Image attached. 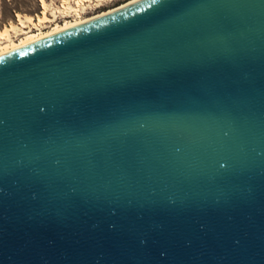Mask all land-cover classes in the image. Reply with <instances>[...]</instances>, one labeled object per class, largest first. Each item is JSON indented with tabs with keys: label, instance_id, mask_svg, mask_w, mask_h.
<instances>
[{
	"label": "water",
	"instance_id": "1",
	"mask_svg": "<svg viewBox=\"0 0 264 264\" xmlns=\"http://www.w3.org/2000/svg\"><path fill=\"white\" fill-rule=\"evenodd\" d=\"M0 264H264V0H138L0 55Z\"/></svg>",
	"mask_w": 264,
	"mask_h": 264
},
{
	"label": "rangeland",
	"instance_id": "2",
	"mask_svg": "<svg viewBox=\"0 0 264 264\" xmlns=\"http://www.w3.org/2000/svg\"><path fill=\"white\" fill-rule=\"evenodd\" d=\"M127 1L129 0H44V10L40 0H0V30L4 25L15 24L18 29L11 31V36L16 39L22 36L19 32L29 30V26H32L24 16H31L36 22L37 16H42L44 11L46 17L52 21L43 22L39 27L40 30L48 31L54 23L63 24L64 21L76 19L78 16L90 17ZM31 30L37 31L35 28Z\"/></svg>",
	"mask_w": 264,
	"mask_h": 264
},
{
	"label": "bare ground",
	"instance_id": "3",
	"mask_svg": "<svg viewBox=\"0 0 264 264\" xmlns=\"http://www.w3.org/2000/svg\"><path fill=\"white\" fill-rule=\"evenodd\" d=\"M40 1L42 3V7L45 10L46 5H45L44 0H40ZM137 1L138 0H129L125 3H122L121 5L117 7L108 9L106 11H103L96 15H92L90 17L78 16L76 19H73V20L70 19V21H64L63 24L54 23L53 27H51L50 30L48 31L40 30L41 27H39L43 22L52 21L46 17L44 11L42 12V16H37L38 18L36 22L33 21L34 19L31 16H24V19L28 21L32 26H29L30 27L29 30H24V31L19 32L20 35H22L21 37L14 39L11 36V31H15L17 28L15 24L9 23L8 25H4L2 29L0 30V55L10 52L12 50L18 49L22 46H25L27 44H30L32 42H35L37 40H40L42 38L55 34L57 32H61L63 30L78 26L80 24H83L85 22L98 18L100 16H104L106 14L114 12L115 10L128 6L129 4H132ZM18 16L20 17L19 14ZM21 22L23 23V21ZM32 28H35V30L37 31L34 32L33 30H31Z\"/></svg>",
	"mask_w": 264,
	"mask_h": 264
}]
</instances>
